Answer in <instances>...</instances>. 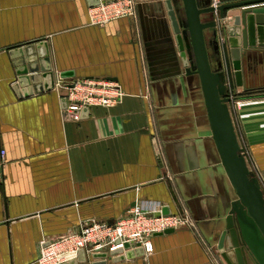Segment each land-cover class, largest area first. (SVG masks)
<instances>
[{
	"label": "crops",
	"instance_id": "crops-1",
	"mask_svg": "<svg viewBox=\"0 0 264 264\" xmlns=\"http://www.w3.org/2000/svg\"><path fill=\"white\" fill-rule=\"evenodd\" d=\"M210 1L199 0L205 6ZM242 1L248 0L225 3ZM94 2L0 0V160L1 151L6 153L0 264H37L43 241L59 239L84 222L112 224L136 204L150 203L169 207L172 215H189L195 227L152 237L149 254L107 261L85 256L80 264H225L208 241L225 188L206 165L216 149L204 99L185 81L165 0H136L135 17L104 27L90 21ZM237 15L238 9L225 20L218 14L202 17L220 20L205 38L213 70L225 76L222 28L231 27ZM21 52L53 79L20 99L13 85ZM248 53L243 86L234 77L240 109L235 111L232 101L229 108L238 139L241 132L247 142L249 169L263 188L264 49ZM63 72L74 77L62 79ZM58 78L65 84L110 81L125 97L116 107H94L72 119L63 109L65 91L55 84L47 90ZM213 233L215 241L219 234Z\"/></svg>",
	"mask_w": 264,
	"mask_h": 264
},
{
	"label": "water",
	"instance_id": "water-1",
	"mask_svg": "<svg viewBox=\"0 0 264 264\" xmlns=\"http://www.w3.org/2000/svg\"><path fill=\"white\" fill-rule=\"evenodd\" d=\"M215 9L211 1L205 6L199 0H165V9L182 66L186 73V82L191 89L203 95L207 121L212 133L216 152H212L206 162L212 167L225 188L224 198L218 212H213L208 241L217 247L222 263L225 264H264V193L258 179L250 171L246 157L233 124L229 104L231 98L226 85V76L221 71H214L205 38V32L218 26L217 20L204 21L205 15L218 12L219 19L226 18L232 10H240V15L233 19V25L226 28L227 41L233 60L236 82L243 86V57L248 52L264 49V0H248L238 3H225ZM99 0H95L97 5ZM93 5V6H94ZM26 53V52H25ZM17 61L18 80L13 90L18 98L33 96L45 87L40 84L53 74L41 69L36 59L22 56ZM60 78L74 77L73 73H60ZM43 80V81H42ZM54 80L47 90L54 88ZM63 109H67V100L62 99ZM88 109L81 113L87 116ZM163 215H172L169 207H164ZM159 216V215H157ZM175 230H167L158 235H169ZM218 232L219 237L213 238ZM156 235V236H158ZM111 253L109 260L132 258L135 253L141 255L143 248L131 252ZM112 256H115L112 258ZM94 258L108 260L107 254H95ZM80 262H85L84 252L80 253ZM104 261V262H106ZM71 264H76L72 262Z\"/></svg>",
	"mask_w": 264,
	"mask_h": 264
},
{
	"label": "built area",
	"instance_id": "built-area-1",
	"mask_svg": "<svg viewBox=\"0 0 264 264\" xmlns=\"http://www.w3.org/2000/svg\"><path fill=\"white\" fill-rule=\"evenodd\" d=\"M222 4V0H212L211 6L217 9ZM136 13V0H99L97 5L89 9L90 21L98 27H104L115 20L133 18ZM217 23L220 25L219 19ZM226 85L231 101L241 104L230 92L228 82ZM55 88L65 91L64 98L67 100L65 112L72 119H78L85 109L116 107L123 102L125 97L118 84L97 78L73 80L70 84H65L62 79L58 78ZM242 151L245 156L243 148ZM5 154V151H1L0 181L3 175ZM163 208L161 204L150 203L145 207L136 204L112 224L97 221L84 222L79 229L59 239L43 241L40 245L37 264H71L72 262L80 264L82 263L79 261L81 252L89 257L95 254H107L109 260L112 252L123 250L119 255H124L127 251L126 244H130V249L143 248L144 253L149 254L153 251L152 237L167 230L195 227V222L189 215L166 216L162 214Z\"/></svg>",
	"mask_w": 264,
	"mask_h": 264
},
{
	"label": "rangeland",
	"instance_id": "rangeland-1",
	"mask_svg": "<svg viewBox=\"0 0 264 264\" xmlns=\"http://www.w3.org/2000/svg\"><path fill=\"white\" fill-rule=\"evenodd\" d=\"M226 18H227V16H226ZM225 19H223V20H225ZM226 28L227 27H226V25L224 23V28H222V34L223 35H222V41H221V43H222V51H223L224 63H225V67H226V70H225L226 80L229 83V86L228 87H229L230 92H232L233 96L236 97L237 96L236 95V93H237V87H235V85H234L235 70L233 68V60H232V57H231L230 52L228 50V41H226V39H225V36L227 35L226 34ZM233 104L232 105L234 106L235 111L236 110L238 111V109H240V106H239L240 104H236L234 102H233ZM232 105H231V107H232ZM235 114H236V112H235ZM239 143H240L241 147L245 149V156H246V158L248 160L249 154L247 153V142H246L245 139H243V135H242L241 132H239ZM250 167L252 168V165L251 164H250ZM263 190H264V187H263Z\"/></svg>",
	"mask_w": 264,
	"mask_h": 264
}]
</instances>
